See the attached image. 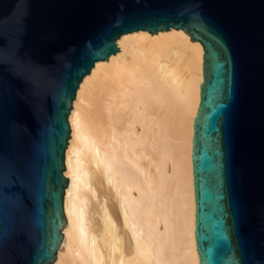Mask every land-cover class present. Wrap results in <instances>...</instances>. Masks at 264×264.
Masks as SVG:
<instances>
[{"label":"water","instance_id":"1","mask_svg":"<svg viewBox=\"0 0 264 264\" xmlns=\"http://www.w3.org/2000/svg\"><path fill=\"white\" fill-rule=\"evenodd\" d=\"M203 48L193 117L199 264H264V0H0V264H51L77 88L124 32Z\"/></svg>","mask_w":264,"mask_h":264},{"label":"bare ground","instance_id":"2","mask_svg":"<svg viewBox=\"0 0 264 264\" xmlns=\"http://www.w3.org/2000/svg\"><path fill=\"white\" fill-rule=\"evenodd\" d=\"M69 112L66 223L51 264H199L192 133L203 48L182 28L122 33Z\"/></svg>","mask_w":264,"mask_h":264},{"label":"rangeland","instance_id":"3","mask_svg":"<svg viewBox=\"0 0 264 264\" xmlns=\"http://www.w3.org/2000/svg\"><path fill=\"white\" fill-rule=\"evenodd\" d=\"M117 40H118V38H117ZM117 40H116V41H117Z\"/></svg>","mask_w":264,"mask_h":264}]
</instances>
